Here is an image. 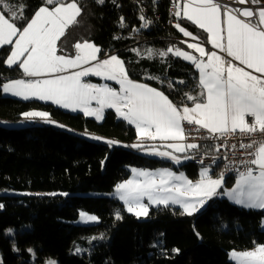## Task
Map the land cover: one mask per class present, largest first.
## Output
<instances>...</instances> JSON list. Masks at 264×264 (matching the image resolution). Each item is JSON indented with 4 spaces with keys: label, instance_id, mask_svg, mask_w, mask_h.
<instances>
[{
    "label": "trees",
    "instance_id": "16d2710c",
    "mask_svg": "<svg viewBox=\"0 0 264 264\" xmlns=\"http://www.w3.org/2000/svg\"><path fill=\"white\" fill-rule=\"evenodd\" d=\"M6 2L26 20L44 5V0ZM77 3L82 12L58 41L60 52L73 54L77 42H94L100 57L123 59L129 78L162 91L179 108L193 104L186 94L201 92L198 69L173 52L159 53L169 47L188 48L177 23L205 42L207 33L173 15L171 0ZM26 20L16 21L21 30ZM12 46L0 48V85L24 76L18 64L5 63ZM29 111L48 112L65 127L38 118L17 128L0 124V189L57 193L0 195V264H45L49 258L59 264H235L231 250L264 244V211L242 208L225 197L213 198L205 210L191 216L179 207L160 205L138 218L119 199L106 195L134 167L178 168L131 147L138 140L135 126L113 109L98 121L39 99L5 96L0 89V121L18 123ZM179 168L192 179L199 176L200 167L189 161ZM232 181L226 178L227 185ZM82 210L97 214L99 223H73ZM10 227L18 229L15 236L6 234Z\"/></svg>",
    "mask_w": 264,
    "mask_h": 264
},
{
    "label": "snow or ice",
    "instance_id": "6c2138e0",
    "mask_svg": "<svg viewBox=\"0 0 264 264\" xmlns=\"http://www.w3.org/2000/svg\"><path fill=\"white\" fill-rule=\"evenodd\" d=\"M103 2L97 0V3ZM239 2L247 3V0ZM252 3L258 4L259 0H252ZM0 7L8 10L7 13L0 11V47L13 45L5 63L9 67L18 64L25 76L33 77L3 83L0 89L4 94L51 101L65 109L95 116L97 120L101 119L105 108L115 109L119 117L135 126L141 142L131 147L144 149V140L171 141L164 145L170 150L153 147L151 154L169 158L177 164L182 158L192 157H180L176 153L199 147L196 143H186L188 137L184 122L194 125L197 132L207 130L212 138L237 132L248 136L264 133V7H259L254 13L250 8L232 9L216 0H175V16H182L203 29L207 33V41L214 48L239 62L226 61L215 51L206 53L199 43L188 45L199 52V58L179 48L174 50L169 47L166 52L161 51L160 56L174 52V55L191 61L199 71L201 92L198 96L186 94L193 106L184 105L182 108L156 88L130 79L124 61L116 55L99 59L101 49L93 43L77 42L74 56L58 54V41L66 34V29L77 22L82 12L77 0H44V5L35 11L30 20L19 15L6 0H0ZM18 20H26L22 30L17 26ZM147 26V23L143 25ZM175 27L184 36H192L179 23ZM69 69L81 70L63 74ZM89 75L115 81L119 90L107 84L83 82L82 78ZM93 101L97 104L96 108L91 107ZM22 115L26 120L39 118L45 123H57L48 112L29 111ZM224 146L217 145V151ZM235 147V144L232 145V148ZM239 147L255 148V151L247 153L253 158L241 161L245 168L238 172L235 186L223 192L220 190L225 182V173L221 172L213 178L210 167L202 168L196 181L168 168L156 171L133 168V178L117 184L115 191L127 206V211L138 218L148 216L150 205L167 207L169 204L179 205L183 209L182 214L191 216L217 195H226L234 204L245 209L264 210V140L241 142ZM145 197L147 204L144 203ZM80 215L85 222L98 219L83 212ZM117 219H121L119 214ZM229 258L236 264H264V244L257 243L252 250H233ZM49 264L55 262L49 261Z\"/></svg>",
    "mask_w": 264,
    "mask_h": 264
},
{
    "label": "built area",
    "instance_id": "2783aa9c",
    "mask_svg": "<svg viewBox=\"0 0 264 264\" xmlns=\"http://www.w3.org/2000/svg\"><path fill=\"white\" fill-rule=\"evenodd\" d=\"M221 5H227L232 9H242L245 5L251 7L255 12L258 4H253L252 0H247V3H240L239 0H216ZM170 12L175 15V0H171ZM222 10H224L222 8ZM239 15V13H237ZM170 23V21H168ZM251 123V120H249ZM186 136L188 137L186 143H196L199 145L197 149L189 150L188 156L191 164L199 166L200 168L210 167L216 170L219 174L225 173V178H237L238 172L243 171L245 165L241 163L243 160H248L253 157L247 155L248 152L255 151V148L246 149L240 148L239 144L249 143L251 140H264V133H255L251 136L242 135L239 132L226 135L223 137L212 138L209 136L207 130L201 129L199 132L195 130L194 125H188L184 122ZM236 145L232 148V145ZM217 145H225L220 147L217 151ZM203 161V163H201ZM254 167V166H253Z\"/></svg>",
    "mask_w": 264,
    "mask_h": 264
},
{
    "label": "rangeland",
    "instance_id": "374dc122",
    "mask_svg": "<svg viewBox=\"0 0 264 264\" xmlns=\"http://www.w3.org/2000/svg\"><path fill=\"white\" fill-rule=\"evenodd\" d=\"M0 11H2V9L0 8ZM15 40V38H13V41ZM88 42H90V43H93V44H95L94 42H91V41H88ZM82 43V42H81ZM193 44V43H192ZM97 47H99L97 44H95ZM1 48V47H0ZM175 50V49H174ZM180 50H182V51H186V52H188V53H190L191 54V52L190 51H187V50H185V49H181L180 48ZM174 53V52H173ZM58 54H60V55H68V56H74L75 55V53H73V54H66V53H62V52H60V51H58ZM109 56H111V55H109ZM109 56H107V57H109ZM117 56V55H116ZM98 57H99V59H101V60H103V59H106L107 57H100L99 56V54H98ZM120 60H122L123 61V59L122 58H120L119 56H117ZM182 58V57H181ZM23 58H21V60H22ZM183 59V58H182ZM185 60V59H184ZM188 61V60H187ZM94 63V62H93ZM14 66V65H13ZM88 66H90V65H84L83 67H88ZM124 66H125V63H124ZM125 69H126V66H125ZM74 70H81V69H69L66 73H63V74H69V72H71V71H74ZM94 77V78H90L89 79V77ZM26 78V77H25ZM85 78V83H92V84H97V85H99V81H96V79L97 78H102V81H101V83H102V85H104V84H107V85H109L110 87H112L113 88V86H115V81H112V80H108V79H105L104 77H100V76H95V75H89V76H87V77H84ZM16 79H19V78H16ZM92 79H95V80H92ZM11 80H15V79H11ZM89 80V81H88ZM98 80V79H97ZM112 81V82H111ZM8 82V81H7ZM110 82V83H109ZM4 94V93H3ZM5 96H11V97H16V98H20V99H23L22 97H18V96H13V95H11V94H4ZM29 99H33V98H29ZM35 99H38V98H35ZM25 100H27V99H25ZM40 100V99H39ZM50 103H53V102H50ZM54 104V103H53ZM54 105H56V104H54ZM58 107H61V106H59V105H57ZM91 107H93V108H96L97 107V105H92ZM62 109H64V110H66V111H69V112H73L72 110L70 111V109H65V108H63V107H61ZM105 109H107V108H105ZM105 109L102 111V113H101V119H99L98 121H102L103 119H104V117H105ZM77 111H80V110H77ZM77 111L76 112H74V113H77ZM81 113H82V111H81ZM84 114V113H83ZM88 117H92V118H95L96 119V117L95 116H88ZM51 118V117H50ZM39 119V118H38ZM52 119V118H51ZM53 121H55L54 119H52ZM97 120V119H96ZM33 120H26L25 118L22 120V121H20V122H18V123H11V122H7V121H0V124L1 125H4V126H7V127H14V128H17V127H22V126H25V125H29L31 122H32ZM44 124H50V123H45L43 120H41ZM55 122H57V121H55ZM128 122V121H127ZM58 124L59 125H61L60 123H51L50 125H55V126H58ZM59 127V126H58ZM90 136V135H89ZM91 137V136H90ZM154 147L155 148H157V149H159V150H170V149H166L164 146H161L160 144H159V142H156V144H154ZM151 150L152 149H143V151H141L140 153L141 154H144V155H146V156H149V157H154V158H159V159H165V160H169V161H171L176 167H178V168H172V169H170V170H172V171H174V172H176L177 174H179V173H184L187 177H188V179H190V180H192V181H196L197 179H192V178H190L189 177V175L187 174V172L184 170V169H181V168H179L182 164H185V163H188V161H189V159H181V161H180V163H175V162H173L172 160H170L169 158H166V157H160V156H157V155H153V154H151ZM176 155H178V156H180V157H184V155H182V154H178V153H176ZM188 156V155H187ZM135 169H143V168H137V167H134ZM133 169V168H132ZM169 169V168H168ZM202 169V168H201ZM201 169H200V171H201ZM143 170H148V171H156L155 169H143ZM133 178V173L131 172V175L127 178V179H125V180H123V181H121V182H119V183H122V182H124V181H126V180H129V179H132ZM118 183V184H119ZM115 188H116V186L114 187V189H113V191L112 192H110L109 194H106V195H110V196H112V197H115V198H117V199H119V196H118V194L116 193V191H115ZM57 192H46V191H16V190H12V189H9V188H5V189H0V195H23V194H35V195H47V194H56ZM91 194H96V195H101V194H99V193H95V192H93V193H91ZM221 196V195H220ZM222 197V196H221ZM120 200V199H119ZM121 201V200H120ZM123 204H124V202L123 201H121ZM210 202H211V199L203 206V208H201L199 211H197L196 213H198V212H201V211H203V210H205L207 207H208V205L210 204ZM144 203H148V200H147V197H145L144 198ZM0 205H3L1 202H0ZM125 205V204H124ZM157 206H160V205H150V207H149V211H150V208L151 207H157ZM169 206H175V207H179V208H181L179 205H172V204H169ZM4 208V205H3V207L2 208H0V210H2ZM125 208H126V210H127V206L125 205ZM182 209V208H181ZM183 210V209H182ZM81 212H83V213H86L87 215H93V216H96L98 219L96 220V221H91V222H85L82 218H81V215L79 214V217H78V219L77 220H75V221H73V223H75V224H82V225H86V224H97V223H99V221H100V218H99V216L97 215V214H95V213H91V212H88V211H84V210H82ZM80 212V213H81ZM194 214V213H193ZM139 218H145V217H139ZM262 223H264V219L262 220ZM262 226V225H261ZM9 229H11L12 231L11 232H9L8 230ZM262 229H264V227H262ZM17 231H18V229L17 228H15V227H10V228H8L7 230H6V234H8V235H10V236H15L16 235V233H17ZM89 238V237H88ZM92 238L93 237H90L89 239L90 240H92ZM78 248L77 249H80V246H79V243H78ZM255 247V246H254ZM254 247H252V248H248V249H233V250H235V251H245V250H252ZM233 250H231V251H233ZM230 251V252H231ZM229 252V253H230ZM231 261H233L235 264H236V261L235 260H232V259H230ZM49 261H53V262H55V264H59V262H58V260L57 259H55V258H49V259H47L46 260V262H45V264H49ZM0 263H1V253H0Z\"/></svg>",
    "mask_w": 264,
    "mask_h": 264
},
{
    "label": "crops",
    "instance_id": "0c3cea01",
    "mask_svg": "<svg viewBox=\"0 0 264 264\" xmlns=\"http://www.w3.org/2000/svg\"><path fill=\"white\" fill-rule=\"evenodd\" d=\"M245 7H247V8H250L254 13H255V11L251 8V7H249V6H247V5H245L243 8H245ZM259 7H264V3H258V7L256 8V12H257V10H258V8ZM242 8V9H243ZM223 11L224 10H222L221 9V14H222V19H223ZM241 18H243V17H241ZM255 17L253 18V20L255 21ZM185 41L187 42V45H189V44H192V43H199V44H201V46H203L204 48H205V50H206V53H210V52H213V51H215L218 55H221L226 61H232L233 63H236V64H239V62L238 61H234L231 57H228L227 56V54H226V52H223V51H221L220 49H216V48H214L213 47V45L211 44V43H209L208 41H203V40H201L200 38H198L197 36H194V35H192L191 37H186L185 36ZM185 50H187V51H190L191 52V54L192 55H194V56H196L197 58H199V52H197L195 49H193V48H186ZM107 57V56H106ZM204 59L206 60L207 59V57L205 56L204 57ZM189 62H191V61H189ZM192 63V62H191ZM242 66V65H241ZM247 71H253V70H251V69H246ZM69 74H70V72H69ZM254 74H257V73H254ZM257 75H259V74H257ZM26 77V78H25ZM33 77H27V76H23V77H20L19 79H32ZM90 78H94L93 76L92 77H89V79ZM98 79V80H97ZM96 79V81H99V85H102V83H101V81H102V78H97ZM131 79V78H130ZM82 80H83V82H85L84 80H85V78L83 77L82 78ZM92 80H95V79H92ZM133 80V79H132ZM89 81V80H88ZM133 81H136V82H139V83H144V82H141V81H137V80H133ZM112 82V81H111ZM6 83V82H5ZM110 83V82H109ZM115 83V86H113V88H115L116 90H119V85H118V83L117 82H114ZM144 84H146V83H144ZM150 86V85H149ZM150 87H152V86H150ZM154 88V87H153ZM158 90V89H157ZM160 91V90H159ZM162 92V91H161ZM166 95V94H165ZM33 99H35V98H33ZM170 99V98H169ZM171 100V99H170ZM42 101H44V100H42ZM172 101V100H171ZM45 102H51V101H45ZM92 105H97L96 104V102L95 101H93L92 102ZM91 105V106H92ZM188 107H192L193 106V104L192 105H187ZM108 109H111V108H107V109H105V112L108 110ZM114 111H115V109H113ZM71 111V110H70ZM73 112H76V111H73ZM77 112H81V111H77ZM116 112V111H115ZM83 113V112H82ZM117 116H118V114H117ZM118 118H120V119H123L122 117H119L118 116ZM124 120V119H123ZM126 121V120H125ZM134 126V125H133ZM141 141H139V140H137L135 143H133V144H136V143H140ZM156 142H159V144L161 145V146H164L166 143H169V142H171V141H168V142H164V141H160V140H156V141H152V140H144L142 143L145 145V148L144 149H152L153 147H154V144H156ZM132 144V145H133ZM135 149H137V148H135ZM139 151H143V149H138ZM189 151V150H188ZM188 151L187 152H185V153H178V154H182V155H184V156H187L188 155ZM137 168H139V167H137ZM143 169H148V168H143ZM158 169H162V168H158ZM158 169H155V170H158ZM169 169H172V168H169ZM201 169V168H200ZM199 173H200V171H199ZM211 174H212V176H213V178H217L218 177V175H219V173L216 171V170H214V169H211ZM195 179H199V176L197 177V178H195ZM233 179V181H232V184H230V185H227V183H226V178H225V182H224V185H223V188L220 190L221 192H223V190L224 189H231L232 187H234L235 186V180H236V178H232ZM222 197H225V198H227L228 200H230L226 195H221ZM220 195H217V196H215V197H221ZM215 197H213V198H215ZM212 198V199H213ZM211 199V200H212ZM231 201V200H230ZM232 202V201H231ZM264 211V210H263Z\"/></svg>",
    "mask_w": 264,
    "mask_h": 264
}]
</instances>
